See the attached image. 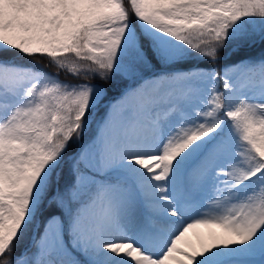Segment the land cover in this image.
<instances>
[{"label":"snow or ice","instance_id":"1","mask_svg":"<svg viewBox=\"0 0 264 264\" xmlns=\"http://www.w3.org/2000/svg\"><path fill=\"white\" fill-rule=\"evenodd\" d=\"M0 264H264V0H0Z\"/></svg>","mask_w":264,"mask_h":264}]
</instances>
